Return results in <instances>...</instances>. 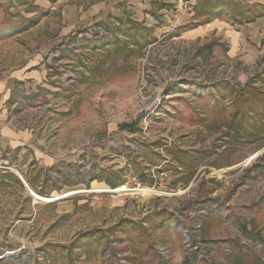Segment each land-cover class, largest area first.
<instances>
[{
	"label": "rangeland",
	"instance_id": "rangeland-1",
	"mask_svg": "<svg viewBox=\"0 0 264 264\" xmlns=\"http://www.w3.org/2000/svg\"><path fill=\"white\" fill-rule=\"evenodd\" d=\"M261 13L0 0V264H264Z\"/></svg>",
	"mask_w": 264,
	"mask_h": 264
},
{
	"label": "crops",
	"instance_id": "crops-1",
	"mask_svg": "<svg viewBox=\"0 0 264 264\" xmlns=\"http://www.w3.org/2000/svg\"><path fill=\"white\" fill-rule=\"evenodd\" d=\"M264 17V16H263ZM5 95H0V146L16 147L21 144L20 134H16L13 129H10L5 124L4 114L2 112L1 104L5 100Z\"/></svg>",
	"mask_w": 264,
	"mask_h": 264
},
{
	"label": "trees",
	"instance_id": "trees-1",
	"mask_svg": "<svg viewBox=\"0 0 264 264\" xmlns=\"http://www.w3.org/2000/svg\"><path fill=\"white\" fill-rule=\"evenodd\" d=\"M260 15H264V13H261ZM259 16V15H258ZM115 185L114 183L112 184V186Z\"/></svg>",
	"mask_w": 264,
	"mask_h": 264
}]
</instances>
